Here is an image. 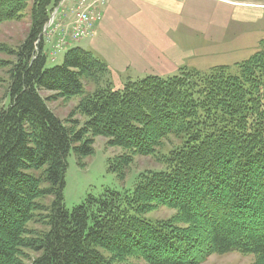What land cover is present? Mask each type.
<instances>
[{
  "label": "trees",
  "instance_id": "1",
  "mask_svg": "<svg viewBox=\"0 0 264 264\" xmlns=\"http://www.w3.org/2000/svg\"><path fill=\"white\" fill-rule=\"evenodd\" d=\"M28 1L31 27L10 51V102L0 108V264H23L26 250L36 253L31 264H116L151 240L162 254L140 253L151 264H193L231 251L264 264V202L253 192L264 188V51L240 74L178 68L112 87L104 60L81 46L46 67L41 33L57 0H0V22L17 19ZM86 77L97 82L92 93L84 91ZM42 90L82 93L86 121H61ZM170 135L178 143L157 156L163 171L144 174L130 193L107 189L65 208L70 152L83 167L94 137L103 136L126 150L116 157L123 169L134 155H157ZM149 204L176 209L195 235L142 219ZM31 223L43 229L30 231Z\"/></svg>",
  "mask_w": 264,
  "mask_h": 264
},
{
  "label": "rangeland",
  "instance_id": "2",
  "mask_svg": "<svg viewBox=\"0 0 264 264\" xmlns=\"http://www.w3.org/2000/svg\"><path fill=\"white\" fill-rule=\"evenodd\" d=\"M62 1L63 0H57L56 5L50 10L52 11L55 8L61 9L57 16L56 23H54L51 28H43L41 33L42 39H45L43 50L47 54L46 67H53L61 64L63 55L68 49L74 46H80L76 45V43L80 42V44H82L86 39H90L97 34L98 26H100V22L103 19L104 6L107 0H81V5H83L82 9L90 7L89 12L94 16L95 24H88L87 29L82 28L84 33L79 36L72 33L71 38L74 42H71L69 38H65L63 31L65 26L70 24L66 22L69 21L71 15L74 17L76 13L75 7L72 11V0H68L66 3H62ZM258 2L261 4L264 3V0H258ZM31 5L32 2L28 1L17 19L0 22V108L7 107L10 102V97L7 92V85L9 82L7 69L9 66L5 65L7 61L14 60V57L10 54L11 49L16 48L26 38L30 30ZM182 5L183 12L189 14L190 19L194 20V16L196 15L191 12L193 5L187 2L185 3L184 1L182 2ZM258 9L252 12L257 15L256 19L253 15L254 23H251L249 28H243V30L241 29L238 31V35L231 29L225 28V30H223L222 27L224 23H219L216 26V29L211 28L210 35H207L206 32L201 33L203 27L201 32L197 31L199 29L198 27L190 28V30H182V23H189L190 27L192 26V23H194L193 21L191 22L188 17H182L179 26L172 29L169 33V37L179 48L180 46L178 44H181V46L185 44V48H180L182 56H179L178 58L179 60H187V65H180L178 68H187L188 70L197 69L202 73H206L212 68L226 66L228 72L232 74H240V66L244 61L248 60L253 54L264 51V7ZM50 16L51 12L49 14V17ZM76 19L77 17L75 20ZM196 24L199 27L202 26V23ZM66 35L68 36L69 34ZM220 38L226 39V44H221ZM136 39L138 40V46H141V40H143V38L138 35ZM62 40L64 43L60 48H56L57 44ZM185 42L193 43L186 44ZM46 47H49V49H46ZM53 48L56 49V52H54ZM182 52L185 55H183ZM94 54L99 56L97 53ZM160 54L161 53H158L157 57H161ZM167 55H169V53H167ZM99 57L102 58L101 56ZM104 62L106 63L105 60ZM201 64H203L202 67L204 68H199ZM107 66L109 75H106L105 80L111 82L112 87L114 86L118 88H120L126 81L151 74V72L156 71L159 68L156 63H152L148 65L146 72L132 69L131 67L119 72L112 67H109L108 64ZM177 71L178 69H175L174 73ZM81 82L86 93H92L98 87L94 78H82ZM40 94L45 98H49L47 101L48 107L61 121L70 123V121L75 120L80 125L86 121L87 117L78 110V104L83 98L82 93L66 97L58 91L42 90ZM93 141L94 153L84 159L83 162L85 163V166L80 167L76 164L73 152H70L67 156L63 202L65 208L68 210H71L74 206L82 203L89 194L98 197L107 189L121 192L126 191L128 193L132 192L134 186L144 174L148 175L163 171L164 165L158 160L157 156H160V152H166L178 143L176 138L170 135L167 140L163 141L162 149L157 151V155H134L133 160L130 161L129 165L122 169L120 168V164L116 157L126 154L125 149L109 145L107 143V138L103 136H96ZM112 167H114L113 170H111ZM120 172L123 175L121 176L122 178L119 176ZM253 192L254 195H256L258 202L259 200L264 202V188H261L258 191L253 189ZM42 203H46V201H42ZM149 207L150 208L147 212L140 215L142 219L165 227H167L168 224H171L176 226L175 228L177 229L188 228L185 230H187L188 233L191 232V234L195 235L193 232L195 229L191 230V225L183 224L178 220L180 215L176 209L166 206H154L153 204ZM195 212L197 211L195 210ZM27 227L30 231L43 229V225L40 223H31L28 224ZM200 227L201 225L199 224L197 228ZM203 234L205 237L211 236V232L208 229H205ZM152 243L154 242L151 240L149 245L140 247V252L132 253L130 256L118 260L116 264H151L145 256L141 255L142 253L152 259H154L155 254L158 255L157 259L162 257V254L155 252L151 247ZM24 254L23 264H31L36 253L26 250L24 251ZM254 260L255 258L252 254L231 251L225 254H206L196 259L193 264H251Z\"/></svg>",
  "mask_w": 264,
  "mask_h": 264
},
{
  "label": "crops",
  "instance_id": "3",
  "mask_svg": "<svg viewBox=\"0 0 264 264\" xmlns=\"http://www.w3.org/2000/svg\"><path fill=\"white\" fill-rule=\"evenodd\" d=\"M183 1L193 5L194 20L183 12ZM261 7L264 3L260 4L258 0H107L97 34L76 45L97 53L109 67L119 72L130 67L146 72L149 64L156 63L159 68L151 74L167 76L180 65H187V60L178 58L182 56L180 48H185V44H178L179 48L169 37L182 17L194 22L191 27L189 23H182V30L198 27L197 31L201 32L203 27L201 33L210 35L211 28L216 29L219 23H224L223 30L231 29L238 35V31L254 23L257 15L252 12ZM196 23H202V26ZM138 35L143 38L141 46L137 44ZM220 40L221 44H226V39ZM158 53L161 57H157ZM202 65L199 68H204Z\"/></svg>",
  "mask_w": 264,
  "mask_h": 264
},
{
  "label": "built area",
  "instance_id": "4",
  "mask_svg": "<svg viewBox=\"0 0 264 264\" xmlns=\"http://www.w3.org/2000/svg\"><path fill=\"white\" fill-rule=\"evenodd\" d=\"M68 2V0H63L62 3H66ZM73 2V8L72 11L75 7V15L74 17H72L69 19L68 22L66 23H70L69 25L65 26V29L63 31V33L65 34V38H69L70 41H73L72 37V33L75 35H80L82 33H84V31L82 30V28L87 29V25L88 24H95L94 23V16L89 12V8L90 7H85L82 9L81 5V0H72L71 3ZM82 9V10H80ZM61 9L55 8L54 10L51 11V16L49 18V20L47 21V27H45V29L51 28L54 23H56L57 21V16L59 15ZM77 17V19L75 20V18ZM66 34H69L68 36ZM72 39V40H71ZM63 40L57 44L56 48H60L61 45L63 44ZM54 52H56V49L53 48Z\"/></svg>",
  "mask_w": 264,
  "mask_h": 264
}]
</instances>
